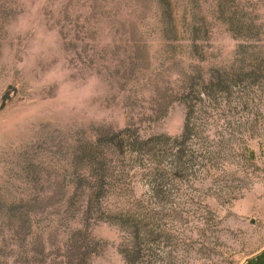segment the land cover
I'll return each mask as SVG.
<instances>
[{"label": "rangeland", "instance_id": "1", "mask_svg": "<svg viewBox=\"0 0 264 264\" xmlns=\"http://www.w3.org/2000/svg\"><path fill=\"white\" fill-rule=\"evenodd\" d=\"M0 264H264V0H0Z\"/></svg>", "mask_w": 264, "mask_h": 264}, {"label": "trees", "instance_id": "2", "mask_svg": "<svg viewBox=\"0 0 264 264\" xmlns=\"http://www.w3.org/2000/svg\"><path fill=\"white\" fill-rule=\"evenodd\" d=\"M187 123V122H186ZM187 125V124H186ZM187 127H188V125H187Z\"/></svg>", "mask_w": 264, "mask_h": 264}]
</instances>
